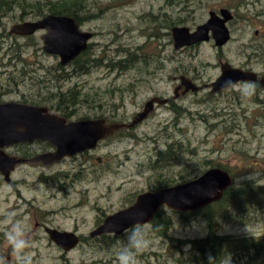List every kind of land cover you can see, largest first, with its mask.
<instances>
[{"label": "rangeland", "instance_id": "rangeland-1", "mask_svg": "<svg viewBox=\"0 0 264 264\" xmlns=\"http://www.w3.org/2000/svg\"><path fill=\"white\" fill-rule=\"evenodd\" d=\"M62 1L67 0H15L25 6V11L16 6L13 14L0 17V88L2 85L7 90L5 102L34 101L50 106L57 93L70 91L74 96L76 90L80 102L70 108L72 121L102 115L114 122L131 123L151 98L174 97L183 69L197 79L199 86L220 77L221 62L264 74V53L256 49L255 35L256 31L260 35L264 32V0H166L168 19L179 22V26L183 20L182 26L196 28L214 9H231L236 15L230 25L233 38L223 50L207 43L180 51L169 37L172 30L167 28L166 39H155L151 23L140 16L164 0H81L86 6L82 10L90 18L85 21V29L97 33L90 55L103 63L83 76H74L71 64L62 67L71 76L58 81L60 59L44 52L43 32L23 38L9 31L21 15L27 18L35 10L31 5L46 7ZM185 7L187 10L182 11ZM127 54H134L131 68H111ZM258 99L264 102L263 89L256 88L251 98H244L235 89L216 95L209 89L190 93L174 102L181 112H187L180 116L174 106L159 105L147 121L136 126L135 138L123 131L102 141L96 150L49 168L19 166L12 172L10 183L0 174V264H16L5 239L13 220L27 224V237L33 242L31 264H116L115 252L126 237L109 246L99 245L90 234L106 217L149 192L160 175L173 179L201 176L209 161L230 169L234 185L246 181L264 185V109ZM203 114L212 128L200 118ZM173 142L180 143L176 147L181 159L173 162L169 172H153L151 164L157 153ZM22 149L16 146L7 153L22 157ZM164 213L172 218L170 235L174 242L154 233L151 224L143 226L151 244L138 256L139 264H194L190 248L181 249L176 241L205 238L206 221L185 224L173 210L165 209ZM232 216L236 217L234 221H217L221 235L264 236V208H253L245 214L233 211ZM46 227L75 232L81 243L65 252L50 240Z\"/></svg>", "mask_w": 264, "mask_h": 264}, {"label": "water", "instance_id": "water-1", "mask_svg": "<svg viewBox=\"0 0 264 264\" xmlns=\"http://www.w3.org/2000/svg\"><path fill=\"white\" fill-rule=\"evenodd\" d=\"M221 14V17L216 18L215 14L210 12L209 20L193 32L186 27L173 28L174 48L180 50L208 42L212 39V33L218 47L226 45L231 39L226 23L233 19V15L226 9L222 10ZM39 31H45L41 36L44 52L59 57L62 67L84 53L93 38L92 33L82 31L76 20L68 16L48 15L39 21L14 25L11 29L12 34L21 37L34 36ZM227 80L255 81L264 89V75L233 67L230 63H222L220 77L204 87L196 85L187 77H182L174 98L180 96L179 91L182 88V95L189 92L198 93L204 89H209L213 95L222 93L230 90L224 87ZM167 102V99L149 101L143 111L127 124H110L106 119L68 121L46 107L15 102L0 103V174L7 182H11V174L19 166L40 165L49 168L66 158L96 150L102 141L114 136L117 131L135 128L147 119L156 103L164 105ZM36 142L48 143L52 149L31 158L7 153V150L14 146ZM233 185L234 179L228 171L212 168L190 182L142 193L137 196L133 205L106 217L90 237L110 234L121 236L134 222L143 223V226L150 224L163 208L181 213L197 211L221 201ZM134 213L140 214L136 220L131 218ZM45 230L50 240L65 252H70L80 245V238L75 232L49 227Z\"/></svg>", "mask_w": 264, "mask_h": 264}, {"label": "trees", "instance_id": "trees-1", "mask_svg": "<svg viewBox=\"0 0 264 264\" xmlns=\"http://www.w3.org/2000/svg\"><path fill=\"white\" fill-rule=\"evenodd\" d=\"M16 6L23 8L24 11L26 9L25 6L21 5L20 3L18 4V2H15V0H0V7L7 8L8 13L10 14L14 13ZM31 6L35 8L37 16H39V18H44L48 15L70 16L75 18L79 24L82 23V8L85 7L84 5H82L81 0H67L59 3L50 2L46 7L43 5L36 6V4H33ZM22 16L23 15L20 16V19ZM183 22L184 21L182 20L180 25H182ZM166 23L170 31L174 26H179V22L173 21L171 18L167 19ZM169 37H172L171 33L169 34ZM133 58L134 54H127V57L116 63L119 65L112 63L111 68L116 67L120 71H126L133 66ZM102 63V60L91 57L90 51L84 52L77 59H75L74 62L71 63V65L73 66V75L83 76L84 74H87L94 65H100ZM65 70L66 69L63 70L61 66H58L56 74V78L58 81L66 80L69 76H71V74L65 73ZM258 89L262 88L257 84V90ZM71 94L72 93H70V91L69 93H57L55 96V103L51 104L50 106L45 102L41 104L34 101L26 103L40 107H48L51 111L54 110L58 112L60 116L66 118L68 121H72L73 113L70 111V108L79 104L80 101L78 100V98L80 95H77L76 90L74 92V96ZM70 96H73V99L70 100ZM257 102L261 105V108L263 110L264 102L260 101L259 99L257 100ZM64 104L66 105V107H64ZM173 106L175 112L180 113V116L183 114V112H187L185 111L186 109L181 112V109H179L176 105ZM200 118H202L203 121L205 120V123L208 125V127L212 128V122L208 121V116L206 114L200 115ZM91 119H106L110 124L124 123L117 121L114 122L112 121V119H108L102 115L85 116L82 118H77L76 121H85ZM134 129L135 128L122 129L117 131L116 134H124L122 133L124 131L125 135H129L132 136L131 138H135L136 136L133 134ZM176 145L180 146V143H170L168 144L166 149L160 150L157 153L156 160L151 164V170H153V172L162 173V171L165 170L169 172L171 166L173 165V162H179L181 158L178 152L179 147H176ZM19 146L23 147L21 151V156L23 158H31L38 155L39 153L47 152L52 149V146L50 144L44 142H36L34 144ZM29 146H32V148H35V150L29 148ZM205 166L206 168L203 170L204 172L202 174L212 168H221L228 172L230 170L221 165H214L209 161L205 162ZM198 177L200 176L186 177L184 175H180L179 179H177L178 177L173 179L171 178V175L166 174L164 175V177L163 175H160L158 178L159 180L157 179V181L153 186L149 188V190L157 191L160 189L190 182ZM253 208H264V185L246 181L239 185H233L230 189L227 190L221 201L211 204L205 208L193 212L183 213L174 211L181 216V219L185 224H189L197 219H204L208 225V232L205 238L177 240L176 242L179 244L181 249L185 247L190 248L193 255L192 262L194 264H264V236L237 237L232 235H221L217 230L216 225L217 221L220 219L234 221L236 217L232 216L233 211L245 214L250 213V210ZM165 209L167 208H163L159 213H157L150 224L153 228L154 233L165 240L174 242L173 237H171L170 235V232L174 226L173 221L171 217L165 216ZM127 234L128 231L120 237H116L113 235H102L94 239L99 245L106 244L110 246L115 243V241L125 238Z\"/></svg>", "mask_w": 264, "mask_h": 264}, {"label": "flooded vegetation", "instance_id": "flooded-vegetation-1", "mask_svg": "<svg viewBox=\"0 0 264 264\" xmlns=\"http://www.w3.org/2000/svg\"><path fill=\"white\" fill-rule=\"evenodd\" d=\"M168 2L166 1V0H164V2L160 5V6H157V7H154V6H152L151 7V9L150 10H148V11H142L141 12V18L143 19V21H148L149 23H151V30H153V37L155 38V39H159V40H164V39H166L167 37H168V32H167V19H168V16H169V12H168V4H167ZM86 7V6H85ZM85 7H84V9H85ZM83 9V8H82ZM229 10V11H231V13H232V15H233V19L232 20H230V21H228L227 23H226V26L228 27V29L230 30V34H231V39H230V41L226 44V45H224L223 47H218L217 45H216V42H215V40H214V38H213V33H212V39L210 40V41H208V42H201V43H198V44H196V45H192V46H189V47H183L182 49H180V50H189V49H198L199 47H201L202 45H204V44H207V43H212V45L215 47V48H217V49H220V50H223L226 46H228L229 44H230V42H231V40H232V38H233V32H232V30H231V28H230V25H231V23H233L234 21H235V19H236V15L234 14V12L231 10V9H227V8H220V9H214V10H212V11H210V12H212V13H214L215 14V17L217 18V17H221V11L222 10ZM187 10V8L185 7L182 11H186ZM84 11H86V10H82V14H81V20H82V23L81 24H79L78 23V21L76 20V22H77V24L79 25V27L81 28V30L82 31H84V32H89V33H92L93 34V38L91 39V41L89 42V45H88V49L85 51V52H87V51H89L91 48H93V44L91 43L92 42V40L94 39V37L95 36H97V33H95V32H91V31H86V29H85V23L88 21V19H90L89 17H88V14H86ZM193 11V9H191V12ZM210 14V13H209ZM5 15H8V9L7 8H5V7H0V17L2 18V17H4ZM68 17H70V16H68ZM73 18V17H72ZM209 18H210V15H209ZM41 19H43V18H39V16H37V13H36V10H33L32 11V13H29V14H27V18H24L23 16L21 17V19L19 18V20H18V23H16V24H14V25H17V24H21V23H25V22H35V21H39V20H41ZM209 20V19H208ZM207 20V21H208ZM86 21V22H85ZM206 21V22H207ZM205 22V23H206ZM205 23H203V24H205ZM203 24H201V25H203ZM13 25V26H14ZM12 26V27H13ZM200 26V25H199ZM12 27H11V29H12ZM176 27H186V28H189L190 30H191V32H193V31H195L196 30V28L198 27H196V28H190V27H187V26H182V25H180V26H174L173 28H176ZM172 28V29H173ZM11 29H10V31H9V34L10 35H12V36H17V35H15V34H12L11 33ZM5 32H7V30H5ZM40 32H43V34L45 33V31H39V32H37V34L38 33H40ZM8 34V35H9ZM42 34V35H43ZM36 35V34H35ZM256 37L258 38V45L256 46V49L259 51V50H262V52L264 53V32L260 35V33L258 32V31H256ZM171 36H172V31H171ZM18 37H21V36H18ZM30 37H32V36H29V37H23V38H30ZM172 41H173V45H174V40H173V37H172ZM163 43V42H162ZM179 50V51H180ZM74 62V61H73ZM72 63V62H71ZM71 63H69L68 65H70ZM226 63H228V62H226ZM68 65H66V66H68ZM221 65H222V62H221ZM221 65H220V70H221ZM59 66H61V64H59ZM65 66V67H66ZM62 67V66H61ZM234 67V66H233ZM241 69H243V68H241ZM244 70V69H243ZM247 71H251V70H247ZM260 76H263L264 74H259ZM182 77H187L188 79H190L191 81H193L196 85H198V82L196 81L197 79L195 78V77H191L190 75H189V73L187 74V72L183 69L182 70V74H180V76H179V81H180V84L175 88V90H174V97H175V91H176V89L181 85V78ZM216 81V80H215ZM211 84V83H210ZM206 85H209V84H206ZM206 85H203V86H200V87H204V86H206ZM199 86V85H198ZM183 91H184V88H182L180 91H179V94H180V96L178 97V98H171V99H169V98H164V97H162V96H156V97H153V98H151L149 101H151V100H154V99H158V100H165V99H167L168 100V102L166 103V104H164L163 106H168V107H172L173 105H174V102L175 101H177L180 97H185L186 95H188V94H190V93H192V92H189L188 94H186V95H182V93H183ZM7 95H8V93H7V90L6 89H4L3 88V86L1 85V88H0V103H9V102H5V100H4V98L5 97H7ZM211 95H213V94H211ZM216 95V94H215ZM148 101V102H149ZM147 102V103H148ZM15 103H19V102H15ZM22 104H27V103H22ZM28 105H30V104H28ZM159 105H161V104H155V108H154V110L149 114V116L147 117V119H145L143 122H141L140 124H142V123H144L145 121H147L151 116H152V114H153V112H155L156 111V107L157 106H159ZM35 106V105H34ZM42 107H45V106H42ZM46 108H48V107H46ZM143 109H144V107H143ZM143 109L141 110V111H139V112H137L135 115H134V117H133V119H132V121L134 120V118L139 114V113H141L142 111H143ZM51 111V110H50ZM52 112V111H51ZM124 124H127V123H124ZM140 124H138V125H140ZM138 127V126H137ZM137 127H135V129L137 128ZM19 146V145H18ZM100 146V145H99ZM14 147H16V146H14ZM90 152V151H89ZM44 153V152H43ZM40 154V153H39ZM17 156V155H16ZM3 177V176H2ZM4 178V177H3ZM4 180H5V178H4ZM5 182H7L6 180H5ZM8 183H10V182H8ZM151 192V191H150ZM103 223V222H102ZM101 223V224H102ZM100 224V225H101ZM47 228V227H46ZM45 228V229H46ZM59 230V229H58ZM125 234V233H124ZM124 234H122V235H124ZM110 235H113V234H110ZM121 235V236H122ZM113 236H115V235H113ZM116 237H120V236H116ZM80 238V243H81V237H79ZM94 239V238H93Z\"/></svg>", "mask_w": 264, "mask_h": 264}, {"label": "clouds", "instance_id": "clouds-1", "mask_svg": "<svg viewBox=\"0 0 264 264\" xmlns=\"http://www.w3.org/2000/svg\"><path fill=\"white\" fill-rule=\"evenodd\" d=\"M224 87L235 89L244 98H251L255 94L257 84L255 81L227 80ZM139 215L134 213L131 218L136 220ZM5 239L16 257V264H31L33 242L27 237V224L24 220H13L7 226ZM150 244L151 241L147 238L143 223L134 222L128 230L125 241L115 252L116 264H139L138 256L147 250Z\"/></svg>", "mask_w": 264, "mask_h": 264}]
</instances>
